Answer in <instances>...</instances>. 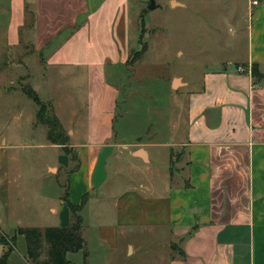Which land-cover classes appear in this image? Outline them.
Wrapping results in <instances>:
<instances>
[{"label": "crops", "instance_id": "obj_1", "mask_svg": "<svg viewBox=\"0 0 264 264\" xmlns=\"http://www.w3.org/2000/svg\"><path fill=\"white\" fill-rule=\"evenodd\" d=\"M120 3L0 0V53L7 58L23 51L20 59L4 62L5 72L9 64H27L26 46L40 57L35 62L43 72L86 83L85 110L77 114L69 107L67 123L60 103H50L76 153L74 165L69 155L62 164L47 165L49 171L65 172L66 185L57 177L43 179L45 192L38 190L32 200L34 214L43 220L49 214L53 223L39 225L21 213L8 212V199L1 193L0 230L12 236L18 227L68 226L72 219L63 194L67 192L72 204L88 194L80 213L83 219L84 209L91 206L102 220L97 223L99 245H108L106 239L120 227L161 229L167 235L162 264H264V0L249 4L245 55L205 70L199 85L183 94L185 130L175 143H157L150 134L137 140L117 138L120 90L107 80L106 69L111 66L114 74L120 71L114 66H130L134 49L127 0ZM106 8L111 11L103 13ZM236 64L244 70L238 71ZM252 64L262 74L255 82ZM3 78L6 83L7 76ZM178 81L181 88L189 86ZM158 144L179 146L183 159L175 169L171 158L162 165L153 158L149 148ZM48 145L62 150L49 141ZM55 185L58 195L50 199L49 189ZM18 195L22 201L26 198L24 188ZM106 218L111 223H104ZM5 249L0 244V257ZM124 252L135 254L131 239ZM66 256L74 264H85L82 250ZM7 264H30L22 234L16 235ZM86 264H91L89 252Z\"/></svg>", "mask_w": 264, "mask_h": 264}, {"label": "rangeland", "instance_id": "obj_2", "mask_svg": "<svg viewBox=\"0 0 264 264\" xmlns=\"http://www.w3.org/2000/svg\"><path fill=\"white\" fill-rule=\"evenodd\" d=\"M171 1L155 0L157 7L149 9L150 0H127L130 38L134 43L130 56L140 50L142 54L130 66H114L120 70L117 73H111V66L106 69L107 80L116 83L120 90L114 124L118 139L134 136L137 140L150 134L155 135L157 143L177 142L185 130L183 94L199 85L205 70L241 59L246 53L251 0H175L182 5L173 6ZM110 11L106 8L103 13ZM28 26L29 23L24 26L23 34ZM23 50L27 64H9L6 72L4 62L20 59L23 51H14L7 58L0 53V194L8 199V212H18L27 221L49 225L54 221L52 216L50 219L46 212L47 219H39L34 214L32 200L38 190L45 192L43 179L48 181L57 177L66 185L65 172L60 168L49 171L47 165L62 164L69 154L48 145L47 126L37 121V105L29 93H34L48 105L49 114L53 113L50 103L58 105L59 102L64 109L60 113L67 123L69 107L77 109V114L85 110L86 83L83 79L69 80L56 73L43 72L35 62L40 57L26 46ZM178 78L188 82L189 86L181 88L179 81L174 84ZM38 85L43 88L37 90ZM149 150L160 165L165 161L169 163L171 158V169L183 159L176 145L158 144ZM74 152L72 149L71 155H75ZM69 157L74 165L75 158ZM158 170L160 173L163 168ZM143 177L141 175V179ZM21 188L26 197L23 201L18 198ZM58 192L56 185L54 189L50 188V199ZM84 212L82 235L91 264H162L160 260L165 252L162 244L167 235L161 229L141 232L120 227L116 234L106 239L109 244L102 246L99 245L101 236L97 227L102 220L96 217L91 206ZM110 219L106 218L104 221L108 222L104 223H111ZM129 239L136 246L131 257L124 252Z\"/></svg>", "mask_w": 264, "mask_h": 264}, {"label": "trees", "instance_id": "obj_3", "mask_svg": "<svg viewBox=\"0 0 264 264\" xmlns=\"http://www.w3.org/2000/svg\"><path fill=\"white\" fill-rule=\"evenodd\" d=\"M140 51H135L133 56L129 57V64L134 63L135 60L140 58L142 54ZM135 53L137 54L135 55ZM236 65L239 66L240 64ZM250 72L254 82L262 78V74L254 64H252ZM30 93L29 95L37 105V121L47 126L48 141L51 144L61 146L66 154L76 159L75 152V155H71L72 148L69 146V136L58 117L54 112L49 114L47 110L48 105L41 101L37 95ZM87 197L88 194H84L80 203L72 204L68 199L67 192L63 194L62 199L66 202L72 219L68 226H48L44 228L35 226L18 227L12 236H8L0 230V244L6 246L5 251L0 257V264H7L9 254L15 249L17 234H22L25 238L27 259L30 264H74L67 258L66 254L79 250L83 251V259L86 264L88 251L86 241L82 235L83 219L80 211Z\"/></svg>", "mask_w": 264, "mask_h": 264}, {"label": "water", "instance_id": "obj_4", "mask_svg": "<svg viewBox=\"0 0 264 264\" xmlns=\"http://www.w3.org/2000/svg\"><path fill=\"white\" fill-rule=\"evenodd\" d=\"M176 4L182 5L181 3H178V2H176L175 0H172V1H171V6L176 5ZM155 7H157V4H155V0H150V3H149L148 8H149V9H153V8H155ZM177 83H178V80H175V81H174V84H177Z\"/></svg>", "mask_w": 264, "mask_h": 264}, {"label": "built area", "instance_id": "obj_5", "mask_svg": "<svg viewBox=\"0 0 264 264\" xmlns=\"http://www.w3.org/2000/svg\"><path fill=\"white\" fill-rule=\"evenodd\" d=\"M256 3H257V1H253V4H256ZM237 70H238V71H243L244 68H243L242 66H238V67H237Z\"/></svg>", "mask_w": 264, "mask_h": 264}]
</instances>
